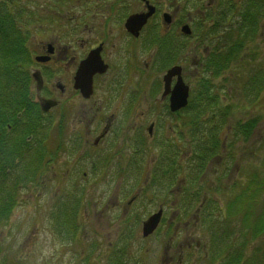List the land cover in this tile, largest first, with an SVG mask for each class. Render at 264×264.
I'll return each mask as SVG.
<instances>
[{
  "label": "flooded vegetation",
  "instance_id": "af4514ba",
  "mask_svg": "<svg viewBox=\"0 0 264 264\" xmlns=\"http://www.w3.org/2000/svg\"><path fill=\"white\" fill-rule=\"evenodd\" d=\"M133 1L143 7L142 10L127 14L123 0H106L102 15L98 18L94 10L90 12L88 8H85L83 13L88 16L76 15L74 17L75 24L71 29H68L69 33H66L65 37L54 35L51 39L48 38L49 40L43 39L33 49V64L30 67L31 100L38 108V115L54 122L56 138L51 139V142L46 141L44 156L36 162L38 168H33L34 172H22L26 179L35 178L34 181L26 183L22 192L35 190L41 192V195H52L49 198L51 203L45 205L44 218L53 227V233L60 234L59 227H63L66 234L71 235L72 238V236H76L75 230L85 231L86 236H83L81 244L72 241L79 252L84 245L82 253H80V257L83 259L87 257L93 259V254L99 249V245L103 244V239L107 248L105 262L110 261L109 264H141V260L144 258V264H146L151 256V247L147 248L143 244L154 237V239L160 237L164 242L158 247H152L155 254H159V250L161 252L160 258L158 257L159 264H192L191 260L196 264L194 259L196 256L201 257L203 264H224L227 249H238L237 242L232 240L237 237H218V239L227 240L219 242L218 239H215L217 244L212 246L210 241L214 238L209 235L210 227H216L218 232H221L223 225H232L238 221L200 219L199 213L202 209L200 203L192 216L190 207L185 214L179 215L185 206L176 204L174 196L185 193V180L178 182L175 187L170 182L164 185L154 181L155 173L163 180L169 179L174 169L175 157L179 162L187 157L180 156L184 150L181 151L183 146L178 144L174 145L178 149L175 151L177 155L174 157L160 156V150H158L163 148L166 143H160L157 138L165 139L164 136L169 133L170 137L167 136L165 140H173L174 136H178L174 130L182 132L176 129V126L171 127L167 121L175 119L176 125H180L176 115L187 110L186 106L175 111L170 109V94L163 95V76L170 68L180 67V76L184 80L192 73L195 75L194 72H191L192 68H198L196 58L193 60L195 62L190 65L189 44H183L182 50L177 53L179 56L177 61L169 59L168 53L164 49H161L160 53L157 52L156 45L161 40L171 44L173 38L180 42L184 41L185 37L179 35L182 24L192 23L191 20L195 16L199 17V20H204V12L215 3V0H207L202 9L194 10V14L191 13L190 8L184 5L185 3L189 4L190 0H147L155 7V13L150 16L147 24L137 36L124 28V21L128 15L148 10V8L144 1ZM159 1H167V3L162 5ZM181 1L184 4H181ZM77 2L79 0H72L73 6ZM93 2L101 1L93 0ZM164 6L166 8H163ZM164 13L171 14L170 23L165 22ZM119 23L121 28L114 31L111 26ZM120 32H124L126 35L127 44L125 46L120 44L118 38ZM83 34H87L88 37L83 39ZM90 36H93L94 39H91ZM49 46L51 50H49ZM142 46L147 51L154 47L151 53L148 52L145 60L151 59L153 62L159 55L167 64L161 79V96L159 99H153V102L150 103L147 102L146 92H153L141 89ZM93 50H97L94 57L98 59L95 61L99 62V65L97 67L89 65V67L81 69V63L88 58ZM36 57H48V59L40 61ZM194 65L196 66L193 67ZM121 69L126 74L130 89L126 93L127 95L122 98L123 102L118 107H109L111 110L109 111L105 107V104L108 103L107 99H109L106 96L110 92L109 87H113L116 94L119 95L123 90L116 86L115 81L116 75L121 73ZM115 71L117 73H113ZM35 72L39 73L42 81L40 88H37V83L33 78ZM177 77V75L171 77L170 89L173 88ZM81 80H84L86 86L90 87L89 94L80 88ZM137 82L140 83L139 87ZM42 99H52L56 105L44 112L40 107ZM71 101L72 103L77 101L80 105L69 110L67 107ZM142 102L147 104V107L143 108ZM153 104L160 105V107H153ZM24 112L25 108L17 112L16 118H22ZM70 112L72 113L71 118ZM119 116H122V119ZM68 117L69 119H67ZM11 127L10 124L6 126L8 130ZM186 131L188 132V130ZM10 137V135H6V139H3L2 142H8ZM32 138V134L25 135L24 143L32 142ZM153 141L156 152L149 161L145 181L123 203L127 191L122 188V185L126 180H138L142 177L144 169L142 163L147 159V156L144 155L146 147ZM179 142L181 141L175 143ZM182 144L184 145L185 142ZM217 158L221 159L220 156ZM180 169H187V161L181 163ZM205 170L210 172V176L204 178L207 179L206 183L203 182L205 189L211 188V183L215 184L213 170L216 173H224V179H220L219 182L220 193L218 191L221 201L226 199L228 194L232 196L238 193L237 184H235L236 176H230L231 172L228 169L223 167L215 169L214 165L209 163ZM150 182L152 185L147 187ZM156 185L161 190H167V195L170 196V198H163L160 204L153 203L150 198H147V195L152 198ZM63 201L66 203L63 204ZM143 202H150V205L155 208L144 217L142 213L143 210H147V207ZM19 204L18 202L16 206ZM38 206L42 207L43 204ZM223 206H215L222 212L218 214L217 211L215 214L217 217L218 215L224 216V209L221 208ZM208 207L209 210L213 209L212 205ZM159 210H161V218L156 230L146 237L142 236L143 222ZM92 213L98 214L101 218L94 221L92 216L95 214ZM206 213L208 210L204 211V214ZM102 221L106 222L107 226H111L112 231L108 232L114 231L113 236L101 238L96 229L94 227L92 229L95 222ZM138 233L140 234L138 235ZM0 243L2 244V241ZM230 243L233 244L231 247H229ZM245 249L249 251L246 253ZM2 250L7 256L3 245ZM212 250L218 252L214 260L209 257ZM240 250V252L230 254L236 256L232 264H238V253L242 257L241 264H252L250 261L254 259V248L250 249V245L244 244ZM93 260L97 262V260Z\"/></svg>",
  "mask_w": 264,
  "mask_h": 264
},
{
  "label": "trees",
  "instance_id": "16d2710c",
  "mask_svg": "<svg viewBox=\"0 0 264 264\" xmlns=\"http://www.w3.org/2000/svg\"><path fill=\"white\" fill-rule=\"evenodd\" d=\"M70 1L72 0H58L61 4ZM28 11L22 0H0V229L7 223L14 207L20 202L19 194L23 187L27 182L35 180V178L26 179L22 172H34L33 168H38L36 162L44 156L46 141L51 142V139L56 138L54 122L38 115V108L30 96V67L33 64V48L30 45L31 15ZM263 17L264 0H215V3L207 9L205 20L194 22L193 33L189 39L192 38V41L198 44H206V40L211 38V45L208 47L209 54L205 57L207 63L198 62L197 67L201 68L203 65L202 70L218 72L217 77L222 78L216 86L215 95L211 93L212 90L207 87V84L203 83L204 81L200 82L202 84L195 99L193 101L189 99L187 110L176 115L181 125H176V129L182 131L179 133L174 130L178 134L177 137L174 136L173 140L157 138L160 143H166L163 148L159 149L160 156L165 157L177 155L175 151L178 149L174 145L178 143L175 142L179 140L185 142L184 153L180 156L187 157L182 162L175 157L174 169L170 178L163 180L157 173L154 174V181L164 185L170 182L173 187L185 180V193L174 196L176 204L185 206L179 215L185 214L188 207H192L196 202H202L206 197L199 216L200 219L210 220L211 214H204V211H210L208 206L217 200L215 194L218 191L220 193L219 182L220 179H224V173H216L213 170L215 184L211 183V188L205 189L203 182L206 183L207 179L202 180V176L206 166L212 163L215 169L222 168V162L226 158H234L233 150H237L233 148L235 141L238 139L247 141L256 123L260 122V116L256 114L244 120L238 119L230 126L231 110L240 106L247 107L240 104L239 97L242 89L248 88L246 98H252L249 99L248 106L252 108L261 96L260 91L264 82L259 78L253 80L252 76L249 80L243 79V66H248L247 61L240 67L239 62L237 72L232 74V79L225 73L231 70L233 59L243 50L244 45L256 36L258 22ZM173 40L178 45L172 44ZM158 48L159 50L164 49L169 59L174 58L172 60H175L177 53L183 48V43L176 38L171 40V44L161 40ZM222 99H226L227 104L217 108ZM23 108H25L23 117L17 119L16 113ZM8 124L12 126L11 132L6 128ZM28 134L33 135L32 142L25 144L24 136ZM6 135H10V139L8 142H2L6 139ZM219 156L220 160L217 158ZM185 161H187V169L181 170V163ZM235 182L237 185L242 184L241 181L236 180ZM246 182L245 188L249 187L251 182H254L258 188H264V166L260 170L259 168L254 170L253 176L251 179L249 176ZM227 198L229 202L226 208L231 210L228 213L229 217L237 215V218L241 220L250 219L254 222L251 219L253 216L258 220L257 223H252L253 227L238 225L236 240L238 249H227L224 259V264H232L236 256L230 254L240 252L246 238L264 234V214L256 213L264 206V201L250 202L242 206L241 199L244 198V194L232 196L228 194ZM66 201H63V204ZM235 207H237L236 212H234ZM218 217L224 216L218 215ZM209 235L214 238L210 241L212 246L217 244L215 239L224 236L218 232L216 227H210ZM230 235L232 237L234 232L231 231ZM218 241L225 242L222 239ZM232 245L230 243L229 247ZM211 253L209 257L214 260L218 252L212 250ZM241 258V254L238 253V264H241ZM9 261L0 243V264H10ZM253 264H264V257L254 260Z\"/></svg>",
  "mask_w": 264,
  "mask_h": 264
},
{
  "label": "rangeland",
  "instance_id": "374dc122",
  "mask_svg": "<svg viewBox=\"0 0 264 264\" xmlns=\"http://www.w3.org/2000/svg\"><path fill=\"white\" fill-rule=\"evenodd\" d=\"M26 7L28 8V14L31 15V23L29 24V29L31 33L30 37V45L33 49H35L36 45H38L41 40L43 39H51L54 35L65 37L66 33L68 32V29H71L75 22L74 17L78 14H81L82 16H88L84 14L85 8L91 12L95 11L94 13H97V17L100 18L103 12V8L106 5V0H100L99 3H94L93 0H79V2L73 3L68 2L61 4L58 2V0H22ZM199 0H190L188 3L190 4L191 8H196L199 6L200 2ZM203 2H206L207 0H202ZM162 5L164 3H167V1H159ZM123 3L126 5V12L127 14L133 11H140L143 7H141L138 3H136L133 0H123ZM122 3V4H123ZM181 4H184L183 1L180 2ZM185 5V4H184ZM73 6V7H72ZM163 8H166L164 6ZM167 10V9H165ZM194 12V11H193ZM91 15V14H90ZM196 21V17H194L193 22ZM80 27H83V25H80ZM113 30L115 31L117 28H121L120 23L111 26ZM118 30V29H117ZM36 35V36H35ZM88 35H82L83 39H86ZM91 39H94L93 36H90ZM120 44L126 45V35L124 32H120V35L118 36ZM48 39V40H49ZM182 43L189 44V51L190 54V65L195 62V58H198V62L200 64L207 63L206 61V54H209L208 47L211 45V38L206 40V44L203 43H196L194 40L186 39L182 41ZM157 52L160 53L161 50H159L158 45ZM203 48V49H202ZM142 82H141V89L143 91L147 90L149 92H146L147 102H153V99L157 98L159 99L162 93V75L165 73L166 65L163 60L161 59V56L157 55L155 59L152 60H145V58L148 56V52L151 53V50L154 49L150 48L148 51L142 46ZM180 49L179 51H181ZM181 53V52H180ZM179 53V55H180ZM178 57H176L175 61L178 60ZM174 59V58H172ZM251 59H254L251 61ZM145 60V61H144ZM247 61L248 66H243V79H250L251 76L254 79L259 78L262 82H264V17L258 22V28L256 32V36L253 38L252 41H249L247 44L244 45L243 50L233 59L231 64V70L226 72L225 75L231 76L232 74L237 72V65L244 64ZM206 65V64H205ZM204 65V66H205ZM194 65L193 67H195ZM238 67V72H239ZM203 68V65L202 67ZM201 68L191 69V72H194L195 75L190 74L189 76L184 78V81L189 85L190 87V97L189 99L193 101L195 99L196 94H198L199 87L202 83L201 81H204L203 83L207 84V87L212 90V94L215 95L217 93L216 86L219 84L221 80V76H218V72L215 71H208L205 72L204 69ZM117 73V71L113 72ZM112 75V73H111ZM117 78L116 86L118 88H123L121 94H116V90L113 87H109L110 92L106 94V96L109 97L107 99V104H105V107L107 110L111 111L109 107L115 108L118 107L121 102H123L122 98L126 96L127 92L130 89L127 77L125 72L122 71L121 73L116 75ZM230 80V79H229ZM232 81V80H231ZM138 87L140 86V83H138ZM229 84V82H227ZM245 86V85H243ZM230 93V90L228 91ZM261 96L258 99L255 107L249 108L250 101L249 99L252 98H246L248 95V88L242 89L241 95L239 97L240 104H244L247 107H236L231 110L230 115V126L234 124L235 121L238 119H246L250 116L258 114L260 116V122L256 123V127L253 128L249 138L247 141L238 139L234 143V147L237 150H233V156L234 158H226L222 162V166L225 169H228L230 173V176H236L237 181H241V185H237V191L239 194H244V198H242L241 205L244 206L246 204H249L250 202H262L264 201V188H258L254 182L250 183V186L245 188L246 185V179L250 176H253L254 170L257 168L262 169L264 166L263 159H264V85L260 91ZM220 104H218L217 108L223 107L227 104L226 99L220 100ZM80 104L76 101L72 103L70 102L69 107L70 109H75ZM142 107H147V104L142 102ZM153 107H160V105L153 104ZM72 112V111H71ZM70 112V118L72 117V113ZM229 112V111H228ZM230 113V112H229ZM120 119H122V116H119ZM129 118V117H128ZM69 119V117L67 118ZM69 123V120H67ZM176 120L174 121L170 120L167 121V124H169L171 127L176 126ZM147 126V124H146ZM145 126V127H146ZM55 128V125L53 126ZM168 135H165L164 138L167 139ZM183 142H179L178 145L183 146L180 150H185V146L182 144ZM155 142L153 141L151 145H147L146 147V153L144 155L147 156V159L143 161L142 167L143 169V175L138 180H126L124 181V184L122 185V188L127 191L126 197L124 198L123 203L127 201L129 198V195L134 192L135 189H138L142 186V184L145 181V176L148 170V165L150 159L155 155ZM159 150V149H158ZM122 165V164H121ZM259 166V167H258ZM210 171V169H208ZM208 170H205L202 176V179L208 178L210 176V172ZM157 183V182H156ZM152 185V182L149 183L147 187ZM41 192L35 191V190H27L23 194L20 192L19 196H21V201L18 206H16L14 212L12 213L8 223L3 226L0 229V241H2V245L4 247V252L7 254V258L10 260V264H109L110 261L105 262V254L107 253V248L104 244L101 243L99 245V249L93 254V259L97 260V262H94L91 258H81L80 253H82V245L80 252L77 251V247L72 241H76L79 244L82 243L83 236L85 235V231L81 232L79 230H75V237L71 235H67L64 231L63 227H59V233H53V227L50 225L49 222H46V219L44 218V209L45 205H48L51 203L49 198L52 196L48 194L41 195ZM168 191L161 190V188L156 185L155 191L152 194V198L150 195H147V198L151 199V202L160 204L163 198L168 197L167 195ZM251 193V194H248ZM242 197V196H241ZM215 198L217 200H214L211 205H224L221 207L222 209H225V204L229 202V199H224L223 201L220 200V194L216 193ZM113 200V198H112ZM149 203V204H148ZM143 202L144 206L147 207V210H143V217L146 214H149L150 211L153 210L154 206L150 205V202ZM43 204L42 207H39L38 205ZM155 210V208H154ZM96 211V210H95ZM237 211V207L234 208V212ZM99 213L98 211H96ZM192 212V209H191ZM227 212V210H226ZM258 215L264 214V206L259 208V210L256 212ZM95 214V213H92ZM101 217L98 214H95L92 216V219L98 220ZM252 221L255 223L258 222L253 216L251 217ZM247 224H251L254 222H251V220L245 221ZM49 223V224H48ZM106 222H95L92 225L98 232V234L101 235V238H106L114 235L113 232L110 229L111 226H107L105 224ZM63 236H62V235ZM140 233H138L139 235ZM61 235V236H56ZM155 238V237H154ZM150 239L147 241L146 244H143L145 247H151V256L150 259L147 261L151 264H159V254H161L159 250V254H155V252L152 250V247H158L160 246L164 240L160 237H157L156 239ZM108 241V240H107ZM259 244V239H255L253 242L252 247L255 248ZM87 253V252H85ZM159 257V258H158ZM196 264H203V262L200 260L201 258L199 256H196L195 258ZM192 264L194 262L190 261ZM146 263V264H147ZM141 264H144V258L141 260Z\"/></svg>",
  "mask_w": 264,
  "mask_h": 264
},
{
  "label": "water",
  "instance_id": "95a60500",
  "mask_svg": "<svg viewBox=\"0 0 264 264\" xmlns=\"http://www.w3.org/2000/svg\"><path fill=\"white\" fill-rule=\"evenodd\" d=\"M148 11L146 12H139L130 15L126 21H125V28L127 29L128 32L138 35L140 29L142 26L147 22V19L154 13L155 8L149 4H147ZM164 20L167 23H170L171 21V16L167 13L164 14ZM181 31L184 34H190V28L188 25H183L181 27ZM49 50H51V47L49 46ZM97 53V50H93L90 52L88 58L83 61L80 65L81 69L92 67V66H98L99 62H96L95 60H98L97 58L94 57V54ZM37 60L44 61L47 60L48 57H37ZM174 75H177V80L173 86V88H169L170 85V79ZM33 77L37 83V88H40L42 85V81L40 79L39 73L35 72L33 74ZM163 81H164V93L163 95L169 93L170 94V109L175 111L178 110L182 107H184L187 102H188V95H189V87L188 85L184 84L182 77L180 76V67H172L170 68L166 74L163 76ZM80 88L82 91L87 92V94L90 93V87L86 86V83L84 80H81L79 82ZM56 105V102L52 99H42L40 102L41 109L46 112L48 111L51 107H54ZM161 218V210L158 212L150 215L142 224V235L143 236H148L151 234L157 227L159 221Z\"/></svg>",
  "mask_w": 264,
  "mask_h": 264
},
{
  "label": "bare ground",
  "instance_id": "6f19581e",
  "mask_svg": "<svg viewBox=\"0 0 264 264\" xmlns=\"http://www.w3.org/2000/svg\"><path fill=\"white\" fill-rule=\"evenodd\" d=\"M172 44L178 45V44L175 43V40H173V43Z\"/></svg>",
  "mask_w": 264,
  "mask_h": 264
}]
</instances>
